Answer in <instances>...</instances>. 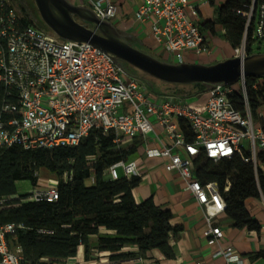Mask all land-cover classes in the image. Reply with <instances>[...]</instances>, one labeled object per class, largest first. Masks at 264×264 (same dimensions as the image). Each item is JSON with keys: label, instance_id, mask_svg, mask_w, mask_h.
Returning <instances> with one entry per match:
<instances>
[{"label": "built area", "instance_id": "built-area-1", "mask_svg": "<svg viewBox=\"0 0 264 264\" xmlns=\"http://www.w3.org/2000/svg\"><path fill=\"white\" fill-rule=\"evenodd\" d=\"M82 1L103 20L111 21L117 14V5L111 0ZM208 1L142 0L135 17L150 21L157 55L170 54L181 62L188 51L197 55L210 52L208 33L201 30L199 19L200 8ZM255 2L254 20L253 1L234 56L251 54L249 39L251 47L255 41H264V0ZM27 16L21 15L10 0H0V83L5 86L0 156L14 143L26 149L78 144L95 128L114 133L118 147L140 138L144 155L162 159L165 170L179 176L201 207L207 242L219 243L224 233L216 218L225 212V200L217 182H202L196 172L208 159L236 155L257 167L258 155L264 152V125L262 113L254 116L251 112L245 76L238 81L244 110L232 101L234 84L217 83L208 90L204 102L188 103L179 93L155 92L92 44L62 39ZM180 118L193 132L192 141L187 140ZM119 166L124 169L123 176H144L135 158L109 165L103 175L119 178ZM69 178L65 173L63 179ZM58 183L59 179H53L44 187L34 188L28 199L57 200ZM17 227L15 223L0 225V264H27L14 240ZM212 257L223 258V264H244L243 256L232 245L219 246ZM142 259L138 256L133 260Z\"/></svg>", "mask_w": 264, "mask_h": 264}, {"label": "trees", "instance_id": "trees-1", "mask_svg": "<svg viewBox=\"0 0 264 264\" xmlns=\"http://www.w3.org/2000/svg\"><path fill=\"white\" fill-rule=\"evenodd\" d=\"M253 1L225 0L216 7L214 19L200 21L201 30L216 35L219 27L224 29L226 40L235 49L242 43ZM254 5L252 22L256 2ZM251 30L250 27L249 38ZM247 47L252 54L250 39ZM193 85L199 92L207 90L202 83ZM245 88L251 112L256 116L264 102V76H246ZM4 96L5 86L0 83V112ZM231 98L236 107L244 110L240 88H235ZM180 124L187 140L192 141L194 134L186 120L180 118ZM114 138V133L95 128L78 144L26 149L14 143L2 153L0 225L19 226L14 240L21 246L27 264H44L43 258L53 264H63L64 259L76 256L79 245L84 246L85 260L94 259L95 252H106L108 260L102 264H121L138 256L145 257L154 249L169 259L175 257L170 240L183 227L172 223V210L157 203L153 196L141 201L135 199L133 189L139 186L141 177L109 179L103 175L106 167L119 160L133 159L142 149L140 138H134L124 148L118 147ZM263 161L264 152L259 153L256 168L238 155L208 159L196 172L202 182H217L225 200V213L235 227L260 230L258 220L247 209L246 200L259 192L264 194V175L260 168ZM42 169L59 177V198L55 201L30 200L31 192L17 190L18 180H30L36 186ZM65 173L70 175L66 181ZM91 177L94 183L88 184ZM93 236L97 237L96 242ZM126 245L135 249L125 250Z\"/></svg>", "mask_w": 264, "mask_h": 264}, {"label": "crops", "instance_id": "crops-1", "mask_svg": "<svg viewBox=\"0 0 264 264\" xmlns=\"http://www.w3.org/2000/svg\"><path fill=\"white\" fill-rule=\"evenodd\" d=\"M70 1L75 4H86L82 0ZM111 1L117 5V14L111 22L120 31L127 33L126 37L128 41L133 46L144 51H157V45L150 29V21H139L135 17V11L142 3V0ZM224 1L209 0L206 4H203L200 8V21L214 19L216 12L214 11L213 16V6L217 3L220 5ZM221 32L224 33V29L221 28ZM208 37L210 52L197 55L188 51L185 54L184 61L202 62L203 60L205 63H213L217 62L218 58L222 60L229 55H234V49L226 39L224 42H221L220 39H217V36L209 33ZM214 41L222 45V48L215 49ZM257 113H262V123L264 125V102L258 107ZM130 144L131 142L128 146ZM134 158L144 171L141 183L133 189L135 199L141 201L149 196H153L157 203L165 204L172 210V223L174 225H182L183 228L178 234L172 236L170 240L175 251L174 258L169 259L160 250L154 249L148 251L141 262L131 259L123 261L121 264H197L199 261L200 264H223V258L215 259L212 257V254L219 246L226 247L228 245L234 246L243 256L244 264H264V194L262 192L246 200L247 209L258 220L261 226L260 230L235 227L232 225V220L224 212L216 218V224L221 226L224 235L219 243L209 244L203 236L206 228L203 211L179 176L176 173L166 171L162 159L145 156L143 148L135 154ZM260 168L264 175V161L260 162ZM92 178L88 179L89 182L87 180L88 184L94 183V179ZM92 240L96 242L97 237L93 236ZM124 249L133 250L135 247L126 245ZM259 252L263 254L261 253L259 257H256L255 254ZM94 255V259L85 260L84 246L79 245L76 256L64 259L63 261L70 264H102L108 260L106 252H95Z\"/></svg>", "mask_w": 264, "mask_h": 264}, {"label": "water", "instance_id": "water-1", "mask_svg": "<svg viewBox=\"0 0 264 264\" xmlns=\"http://www.w3.org/2000/svg\"><path fill=\"white\" fill-rule=\"evenodd\" d=\"M43 22L60 38L88 42L110 54L127 73L126 63L170 84H235L242 76H264V52L231 56L213 63L162 60L133 46L127 33L99 18L88 6L70 0H34ZM255 3V0H254Z\"/></svg>", "mask_w": 264, "mask_h": 264}, {"label": "rangeland", "instance_id": "rangeland-1", "mask_svg": "<svg viewBox=\"0 0 264 264\" xmlns=\"http://www.w3.org/2000/svg\"><path fill=\"white\" fill-rule=\"evenodd\" d=\"M11 3L17 8V10L19 11V13H21V15L26 16L27 14H30L32 16V18H34L37 21V24L39 27L41 28H45L47 30H50V28L48 26H46V24L43 22V20L41 19V16L38 12V9L35 5L34 0H10ZM218 6V3L215 4L213 6V16H214V11L216 9V7ZM213 36H217V39H220L221 42L225 41V36L224 34L221 32V28L219 27L217 29V34L213 35ZM213 44L215 45V49H220L222 48L220 44L216 43L215 41L213 42ZM253 48V53L256 52H264V41H255L252 45ZM143 50V49H142ZM149 54H152L153 56H156L159 59L162 60H167V61H172V62H176L173 60V56L170 54H163V55H157L154 51L148 50L146 51ZM234 53V51H233ZM234 55H229L228 57H231ZM202 60V59H201ZM220 59L218 58L217 61H219ZM200 62V61H198ZM203 62V60H202ZM205 63V62H203ZM126 68L134 75H137L144 83V85H147L148 87H150L151 89H153L155 92H175V93H179L180 95H182L183 97H185L186 101L188 103H202L204 102L209 95V91H202L199 92V90L193 85V84H170V83H166L163 82L157 78H154L146 73H144L143 71H141L140 69L130 65L129 63H126ZM235 87L240 88V83L236 82ZM245 144H247V140H245ZM128 144L122 143L121 144V148L127 147ZM118 173L120 174V176H123L124 174V169L122 166H119L117 168ZM148 172V170H147ZM40 182L36 185L33 186V184L29 181V180H19L16 183L17 186V190L19 193H26V192H31L34 188L37 187H44L46 186L47 182L49 180H53V179H59V177L53 173H50L49 171L42 169L40 171ZM94 179V178H92ZM89 182V180H88ZM42 262L44 264H53V262H51L49 259H43Z\"/></svg>", "mask_w": 264, "mask_h": 264}]
</instances>
